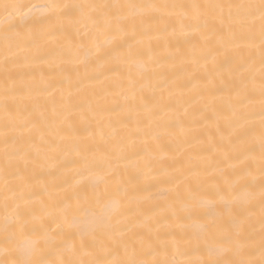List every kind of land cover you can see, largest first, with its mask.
Segmentation results:
<instances>
[{"label":"snow or ice","instance_id":"1","mask_svg":"<svg viewBox=\"0 0 264 264\" xmlns=\"http://www.w3.org/2000/svg\"><path fill=\"white\" fill-rule=\"evenodd\" d=\"M24 8L28 10L21 11ZM0 9L8 22L0 26L5 41L0 53V109L5 113L0 130L4 145L0 264H264V0L88 5L44 0L31 5L3 3ZM85 9L92 31L75 45L76 59L85 68L98 62L101 75L121 66L141 65L135 75L128 73V83L135 90L124 95L120 107L125 118L118 125L128 132L119 135L111 121L107 127L112 131L106 132L104 122L86 112L79 114V121L73 120L75 113L67 107L53 109L50 117L40 113L42 120L60 127L49 123L55 135L41 136L36 144L25 136V130L34 129L37 121L27 111L25 100L31 88L22 75L60 55L63 45L59 41L67 38L78 14L85 16ZM177 9L180 35L196 41L192 55L169 42L174 51L161 56L151 44L153 32L158 31L154 21L173 19L169 10ZM17 12L20 20L13 24ZM236 18L249 25V47L254 46L257 33L252 28L259 21L258 74L255 55L227 66L220 60L231 49L217 27L231 25ZM172 33L176 34L174 26ZM49 40L57 42L51 50L46 49ZM201 70L207 71L206 80H201ZM146 88L150 89L147 96ZM186 94L190 95L187 106L178 110ZM257 109L258 142L252 136ZM169 117L186 128L192 139H198L196 133L209 125L220 135L219 143L210 141L201 153L188 155L184 166L171 174L157 168L165 159L159 154L163 133L157 129H168ZM80 122L87 125L86 136H82ZM209 157L211 167L205 164ZM41 161H51L55 169L56 180L50 184L42 183L37 174ZM70 172L79 178L70 181ZM125 172L128 178L118 180ZM161 175L166 178L159 179ZM146 179L157 187L175 186L165 190L169 199L153 204L155 215L147 217L131 191L133 182ZM88 185L98 189L99 195L89 198ZM105 198L111 201V209L93 211ZM74 201L78 207L87 205L90 223L82 224L72 214ZM153 221L169 230L162 233L150 226ZM168 221L182 222L181 238L195 240L197 259L177 258L189 255L190 250L181 252L175 240L169 239L178 233ZM196 222L199 230L192 233Z\"/></svg>","mask_w":264,"mask_h":264},{"label":"bare ground","instance_id":"2","mask_svg":"<svg viewBox=\"0 0 264 264\" xmlns=\"http://www.w3.org/2000/svg\"><path fill=\"white\" fill-rule=\"evenodd\" d=\"M44 0H0V4L3 3H20L24 5H31L32 3H42ZM63 3L70 4H95V3H154V4H213V3H223V4H242L250 2H258V0H62ZM28 9L24 8L21 11L26 12ZM89 10L85 9V16L81 17L79 14L74 18L77 23H75L67 36L66 39L61 38L59 41L63 48L60 55L56 57H49L45 61H42L39 65L28 70L27 75H22V79L27 81L31 88L30 98H26L25 103L27 104V111L31 115V119L36 120L37 124L31 131L25 130V136H30L32 140L39 144L40 137L45 136L46 138H51L55 134L49 128V123L52 127H60L57 122H51L47 119L42 120L40 113L44 112L45 117H50L53 109L56 111H61L67 107H71L75 113L73 120L79 121V114L81 112L89 113L94 115L96 120L103 121L105 124V131L111 132L112 128L107 127L109 121L112 125L116 127L119 135L124 136L127 134L128 129L119 127L118 121L124 119V114L121 113L120 107L123 103L124 95H131L135 90L128 83V73L131 72L133 75L141 71V65L139 63L135 65H130L128 68L121 66L117 71L109 72L103 71L101 75V69L98 67V62H91L87 68L76 59L75 45L79 42L87 39V33L92 31V25L86 19V15ZM173 19L171 20H158L154 23L158 26V31L153 32L151 44L154 49H156L161 56L167 55L170 51H174V48L169 46L171 44L176 45L181 49L182 52L187 55H192V44L196 43L195 40L188 41L185 37L180 35V22H179V12L180 10H169ZM6 13L0 9V26L8 23L5 21ZM20 20V12H17L16 18L11 21L13 24H18ZM175 27L176 34L173 35L172 27ZM252 30L257 33V38L254 42L253 47L248 46L247 35L249 32V25L242 18H236L232 21L231 25H223L217 27V32L223 35L224 41L227 43L228 47L231 49L229 55L221 56L220 60L224 64L230 65L235 61L244 60L249 55L256 56L255 70L257 74L259 73V21H256ZM44 42L43 39L41 41ZM57 42L49 40L46 49L51 50L56 47ZM4 36L0 32V53L4 50ZM22 55V54H21ZM196 55H199L198 53ZM201 64L204 63L203 60L200 61ZM211 65H209V68ZM201 80H206L208 78L207 71L201 70L199 72ZM98 77V78H97ZM146 83V82H144ZM155 85L156 80L152 81ZM259 81L257 79L256 84ZM3 84V73L0 72V86ZM135 87H139V82ZM150 93V89L146 88L144 95L147 96ZM190 99V95L186 94L180 99V103L177 104L178 110H183L186 107V101ZM218 107L220 102L218 101ZM211 117L212 114L209 113ZM5 119V113L0 109V130H2V125ZM169 119L168 129H157L163 133L161 140L159 141L160 146L163 148V152L159 153L164 156L163 165H158L157 168L163 167L166 173H174L175 169L184 166V161L186 157L190 154L201 153L205 148L208 147L210 141L219 143L220 135L216 131L215 127L209 125L208 127L201 128L197 133L198 139H192L188 134L187 129L176 124L171 117ZM259 115L258 109L257 114L254 117L255 127L252 132V136L258 142L260 136V126H259ZM84 122H80V128L82 136H86L87 133L84 132L86 128ZM67 127V125H63ZM97 133L99 129H96ZM99 139V137H97ZM258 150V143H257ZM4 145L0 142V159L3 158ZM175 156L176 159L173 160L171 157ZM206 166L211 167L213 160L211 157L205 162ZM123 166V164H121ZM71 167V165L69 166ZM37 174L41 178L42 183H52L56 180L55 169L51 167V161H41L40 167L36 170ZM145 171H149L147 168ZM129 173L125 172L117 179H127ZM75 177L74 173H69L67 179L70 181L73 179H78ZM166 177L161 175L159 179H165ZM193 183H195V178H193ZM155 182L151 179L141 180L140 182H133L131 186V191L136 196L137 200L142 202V207L145 212V216H154L155 214L151 211L152 205L156 202H164L169 199V196L165 194V190L174 189L172 184H160L158 187L154 186ZM259 191V181L257 178V193ZM86 193L89 198H94L99 195V190L94 189L92 185H88L86 188ZM3 195V182L0 180V198ZM152 197L151 200L147 199ZM107 206L111 209V201L105 198L93 211H102ZM35 207L39 208V202L35 204ZM87 205L78 207L76 202H73L72 214L76 215L78 220L82 224H87L92 221V216L86 212ZM171 225V230L178 233L175 237H169L170 240H175V245L179 247L181 252L186 249L190 250L189 255H178L177 258L181 260H195L199 257V253L195 252L196 248L195 240L189 241L188 239L181 238L180 234H183L184 230L180 227V223L176 221H168ZM152 227L159 228L163 233L169 229L161 225L153 224ZM199 230V222L192 223L190 231L195 233ZM258 230V225H257ZM75 241L79 242V236L75 237ZM256 258H259V253L257 252Z\"/></svg>","mask_w":264,"mask_h":264}]
</instances>
